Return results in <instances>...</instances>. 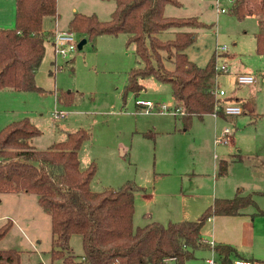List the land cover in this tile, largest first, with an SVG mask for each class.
<instances>
[{"label":"rangeland","instance_id":"1","mask_svg":"<svg viewBox=\"0 0 264 264\" xmlns=\"http://www.w3.org/2000/svg\"><path fill=\"white\" fill-rule=\"evenodd\" d=\"M179 1L181 5H166L167 16H195L205 23L184 28L197 33L195 42L185 50L189 59L200 66H205L213 55L220 65L228 62L229 71L219 72L216 80L226 95L243 100L240 103L244 113L227 116V120L195 115L191 126L184 130L180 114L144 110L137 100L174 106L172 85L150 76L142 79L145 88L139 94L125 95L130 70L143 65L134 44L127 45L126 33L89 38L83 47L69 55H55L50 41L56 32L48 31L56 27L69 30L75 12L95 13L99 19L109 20L115 0H57L59 16L44 19L49 39L35 75L43 90L0 89V129L11 121L29 117L41 130L32 139L40 150L64 140L68 132L86 129L90 138L78 152L82 169L91 161L97 163V173L91 182L93 190L117 188L128 180L140 189L145 187L135 192V226L152 220L163 224L195 220L216 197L250 195L255 203L246 206L243 212L248 213L249 228L255 227L257 231L252 243L243 239L248 227L245 218L238 216H216L219 237L209 220L202 231L205 238L225 240L245 257L264 259V55L256 50L258 19L256 16L239 19L230 9L221 12L213 0ZM9 11L10 0H0V14L7 15ZM7 24L2 22L0 27H15L16 18L12 27H4ZM178 30L168 28L158 36L172 39ZM75 36L79 40L83 37L78 32ZM222 45L228 50L217 57L216 51ZM167 66L173 68L174 64ZM244 69L255 75L253 84L238 82L236 72ZM64 96H69L70 102H64ZM246 100L253 110L246 111L243 104ZM59 110L65 114L55 119L54 112ZM226 127L232 128L228 142L217 144L216 136L222 135ZM216 156L228 158L230 164L225 174L218 173ZM0 214L6 216L4 222L8 217L13 222L0 239V249L19 250L21 264L40 261L64 264L62 259L52 261L51 215L42 208L37 194L0 193ZM225 217L230 221L224 222ZM70 243L80 257L84 252L82 236L73 234ZM213 251L199 247L185 264H205V259L211 256L220 260Z\"/></svg>","mask_w":264,"mask_h":264},{"label":"trees","instance_id":"2","mask_svg":"<svg viewBox=\"0 0 264 264\" xmlns=\"http://www.w3.org/2000/svg\"><path fill=\"white\" fill-rule=\"evenodd\" d=\"M115 2L109 20H101L95 13L75 12L68 29L87 40L101 34L128 35L127 45H135L143 65L130 70L125 95L129 92L139 94L145 88L142 79L152 76L172 85L175 106L183 111L181 117L185 127L191 126L195 115L203 118L205 114L216 112L226 118L222 109L225 99H216L211 91L219 74L215 56H211L205 66H200L190 60L185 51L195 42L197 33L184 28L201 27L205 23L195 16H167L166 5H181L179 0ZM230 11L239 19L257 17L256 50L264 55V0H235ZM57 13V0H16L15 27H0V89L43 90L35 78L49 39L43 24L46 17H55ZM168 28L179 30L174 38L161 39L158 34ZM171 62L173 68L167 66ZM70 99L64 96V102ZM243 104L246 111L254 108L247 100ZM40 133L29 117L11 121L0 129V193L37 194L40 205L51 215L52 261L159 264L167 257H174L178 264H185L194 257L195 249H211L210 243L202 237L203 226L210 217L237 215L255 203L250 195L216 197L198 219L167 224L152 220L135 226L134 199L135 192L140 189L135 182L128 180L117 188L101 191L91 188L97 163L92 161L82 169L78 152L83 142L90 138L86 129L68 132L64 140L43 150L32 144V139ZM228 164L227 160L220 161L219 174L227 172ZM12 224L8 218L0 226V239ZM73 234L82 236L84 252L80 257L70 243ZM214 248L222 264H232V257L239 256L237 248L229 244H216ZM20 261L19 250L0 249V264H21Z\"/></svg>","mask_w":264,"mask_h":264},{"label":"built area","instance_id":"3","mask_svg":"<svg viewBox=\"0 0 264 264\" xmlns=\"http://www.w3.org/2000/svg\"><path fill=\"white\" fill-rule=\"evenodd\" d=\"M214 4L217 5L218 9L221 12H227L230 7L233 5L235 0H213ZM226 2V3H225ZM53 44L54 47V52L56 55H69L72 54L77 48H78V43L79 39L76 38L75 32L71 30H57L56 33L53 35V37L50 40ZM228 50V47L226 45L219 46L216 53L217 57H220L223 53H225ZM216 70L219 72H228L229 67L227 63H221V65L217 62L216 64ZM238 82L239 83H254L256 81V78L254 75L251 74H246L242 73L239 74L238 76ZM216 99H225L226 97V92L224 89L220 88L218 80H216L215 87L211 90ZM139 105H142L146 107V111H151L156 105L154 102L150 100H137ZM170 106V105H169ZM163 107H168L164 105ZM216 109H220L218 106H216ZM223 112L227 116H232V115H238L243 113L244 109L241 104H238L234 101H224L222 105ZM175 112V111H174ZM65 113L59 111L54 112V118L57 119L60 116H63ZM215 116H218L217 113H213ZM232 132V128L226 127L224 129V133L222 135L217 136L216 138V143H227L229 139V135ZM4 218L0 214V226L4 223ZM214 247V244H211ZM208 264H221L219 263L216 258L210 257L207 259ZM159 264H178L176 259L174 257H167L163 259ZM232 264H256L252 260H247V259H242V258H237L236 260L233 261Z\"/></svg>","mask_w":264,"mask_h":264},{"label":"crops","instance_id":"4","mask_svg":"<svg viewBox=\"0 0 264 264\" xmlns=\"http://www.w3.org/2000/svg\"><path fill=\"white\" fill-rule=\"evenodd\" d=\"M13 5L15 6V8L13 7ZM15 9H16V0H10V11H9V13H7V15H3V14H0V23H2V22H4V23H9V24H7V25H9V26H4V27H12V25H13V20H14V17H15ZM14 10V11H13ZM59 15H58V13H57V15L55 16L56 18L58 17ZM254 16V15H253ZM257 18V17H256ZM56 22H57V19H56ZM58 27H56V29H53V30H50V31H48V32H52L53 31V33L54 32H56L57 30H61V29H57ZM62 30H67V29H62ZM47 32V31H46ZM52 43V42H51ZM53 45V44H52ZM135 46V45H134ZM56 55V54H55ZM223 56H225V55H223ZM211 58V57H210ZM227 58H226V56H225V62H227V60H226ZM228 63V62H227ZM242 73H246V74H251V75H254L253 74V72L252 71H250V70H247V69H244V70H239V71H237L236 72V75H239V74H242ZM255 76V75H254ZM256 78V77H255ZM248 84H253V83H248ZM147 100H149V99H147ZM151 101V100H150ZM225 101H234V102H236V103H238V104H241L240 102L241 101H243L241 98H239L238 96H231V95H226V97H225ZM155 105H156V107H154L153 109H157L158 111H160V112H170V113H173L174 111V114H180L181 116H182V114H183V111H182V109H180V108H178V107H176L175 106V104H174V106L171 104V103H163V104H156V103H154ZM164 105H166V106H168V107H163ZM170 105V106H169ZM173 106V107H172ZM140 107L141 108H143L144 110H146V107H144V106H142V105H140ZM173 108H174V110H173ZM152 109V110H153ZM173 110V111H172ZM244 113V112H243ZM206 115H213V116H215L213 113H209V114H206ZM215 117H220V118H223V119H228L227 117L225 118V117H221V116H215ZM184 126H185V124H184ZM189 127H184V130H187ZM216 138H217V136H216ZM219 144V143H218ZM34 147H35V145H33ZM36 148V147H35ZM121 149H122V155H125L126 154V152H125V149H124V147L122 146L121 147ZM217 157V156H216ZM218 159H217V167H218V173H219V164H220V161H222V160H227L228 162H229V160H228V158L227 157H217ZM92 162V161H91ZM230 164V163H229ZM229 166V165H228ZM142 189L143 190H145V187H141V191H142ZM226 198H229V197H226ZM216 216L217 215H213L212 217H210L209 218V221H211V223H213L214 224V226H215V234H217L218 235V237H219V233H218V231L216 230V224H217V222H218V219H216ZM226 216H228V217H235V216H238V217H241V218H245V225L248 227L247 229H246V231H245V233L244 234H242V237H243V239H245L246 241H248V242H253L254 240H255V234L257 233V231H256V229H255V227H251V228H249L250 227V222H249V219H248V213H246V212H242V213H240V214H237V215H226ZM4 217V216H3ZM6 217V216H5ZM228 217H225V219H224V222H227V221H230V219H227ZM9 218V217H8ZM6 219V218H5ZM9 219H11V218H9ZM12 220V219H11ZM203 230V229H202ZM202 237H203V239L204 240H207L209 243H210V245H211V243H213L214 244V247H215V245L216 244H220V243H223V244H228V243H226V242H224L225 240H220L219 242H217V241H214V239L212 240V239H207V238H205L206 236H204V234H203V231H202ZM221 239H223V238H221ZM230 245V244H229ZM233 246V245H232ZM212 245H211V250H214L213 252H216V250H215V248H214ZM235 247V246H234ZM213 248V249H212ZM238 250V249H237ZM239 252V251H238ZM216 254H218L217 252H216ZM219 255V254H218ZM211 257H214V258H216L215 256H211ZM208 258H210V257H207L206 259H205V264H208V262H207V259ZM237 258H242V259H247V260H258L261 264H264V259L263 258H259V257H255V256H252V257H245V256H243L242 254H240V252H239V256H233L232 257V260L234 261V260H236ZM216 260L219 262V263H221L222 264V262H221V260H219V259H217L216 258ZM232 261V262H233Z\"/></svg>","mask_w":264,"mask_h":264},{"label":"water","instance_id":"5","mask_svg":"<svg viewBox=\"0 0 264 264\" xmlns=\"http://www.w3.org/2000/svg\"><path fill=\"white\" fill-rule=\"evenodd\" d=\"M87 42V39L86 38H83L79 41L78 43V47L81 48L84 46V44Z\"/></svg>","mask_w":264,"mask_h":264}]
</instances>
